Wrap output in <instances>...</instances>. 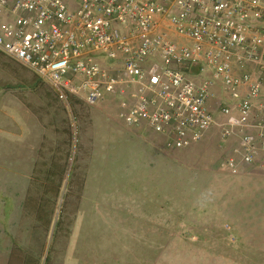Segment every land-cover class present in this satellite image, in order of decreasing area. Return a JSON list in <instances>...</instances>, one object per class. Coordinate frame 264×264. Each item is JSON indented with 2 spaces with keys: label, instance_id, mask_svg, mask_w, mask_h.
Listing matches in <instances>:
<instances>
[{
  "label": "rangeland",
  "instance_id": "obj_1",
  "mask_svg": "<svg viewBox=\"0 0 264 264\" xmlns=\"http://www.w3.org/2000/svg\"><path fill=\"white\" fill-rule=\"evenodd\" d=\"M226 97L220 86L215 106ZM71 101L0 52V264H264V188L252 198L220 169L236 136L168 151L125 126L116 97ZM96 194L110 208L97 212ZM137 206L157 219L111 217Z\"/></svg>",
  "mask_w": 264,
  "mask_h": 264
},
{
  "label": "built area",
  "instance_id": "obj_2",
  "mask_svg": "<svg viewBox=\"0 0 264 264\" xmlns=\"http://www.w3.org/2000/svg\"><path fill=\"white\" fill-rule=\"evenodd\" d=\"M0 52L67 109L116 97L168 151L218 129L221 170L264 171V0H0Z\"/></svg>",
  "mask_w": 264,
  "mask_h": 264
},
{
  "label": "crops",
  "instance_id": "obj_3",
  "mask_svg": "<svg viewBox=\"0 0 264 264\" xmlns=\"http://www.w3.org/2000/svg\"><path fill=\"white\" fill-rule=\"evenodd\" d=\"M250 70L251 71H254V69L251 67L250 68ZM256 74H258V73H256ZM260 75H261V73H260ZM214 101L212 102V105L214 106ZM12 132V131H11ZM136 134H137V132H135ZM206 135H210L211 136V133H209V131L206 133ZM209 136V137H210ZM2 141V140H1ZM2 144V143H1ZM2 146V145H1ZM9 148H12V144L10 143V145H9ZM240 176H242V178H240L241 179V181L240 182H242V181H245V182H242L241 183V188H245V184H247V181H250L251 183H252V186L250 187L252 190L250 191V193H249V195H250V197H259L258 196V192H259V190L260 189H262V188H264V179H262L261 180V175L259 174V172H264L263 170H260L258 167H254V166H243V167H240ZM128 193H130V192H128ZM241 195V196H240ZM246 195V194H245ZM129 196H131L130 194L129 195H124L122 198H123V202H127V203H129V204H131L130 203V200L132 199V197H133V195L131 196V197H129ZM237 196H239L240 198H242V192H239V195H237ZM101 198H102V196H99L98 194H96V197H94V199H95V201L93 200V201H91V202H93V203H95V210H97V212H99L100 211V209L101 208H103V207H109L108 206V202H109V204H110V201L108 200V198H107V200H108V202H102V200H101ZM122 198H120V200L119 201H117V202H114V203H112L111 202V204L112 205H114V204H119V203H121V200H122ZM92 203V204H93ZM141 208H138V206L137 207H134V209L135 208H137L136 210V212H138V213H136V212H134L135 214H134V216H133V214L131 213V210H134L133 208H128L129 210H130V213H127L128 212V210L127 209H124V210H122L121 211V213L120 214H113L111 217H114V218H116V219H119V218H121V219H119V220H122V222L124 221V222H127L128 223V221H130V219L132 220L134 217L135 218H137V219H139V220H146L147 219V217H151V216H153L152 218H153V220H156L157 219V217H158V214H159V212L157 213L156 211V209H155V211L153 210V211H149V210H146V208H142V206H140ZM110 208V207H109ZM112 208V207H111ZM161 208V207H160ZM112 209H114L115 211H117L118 209H119V207H115V208H112ZM161 210V209H160ZM159 210V211H160ZM101 212V211H100ZM118 212H120V210H118ZM136 215V216H135ZM115 219V220H116ZM149 219V218H148ZM93 220V219H92ZM128 226H129V224H128ZM123 227V226H122ZM123 231H124V229H123ZM127 231H129V229L127 230ZM124 245V244H123ZM124 246H126V245H124ZM123 246V251L125 252V250L126 251H128L127 253H129V246L128 247H124ZM127 248V249H126ZM94 251H92V253H93ZM98 252V251H97ZM124 254V253H123ZM121 255H122V253H121ZM91 258H93V256L91 257ZM117 262H119V263H121V261H123L122 260V256L120 257V256H118L117 257V260H116ZM79 264H100V262H95V261H92L90 258L87 260V262L86 261H83V262H81V263H79ZM113 264H115V263H113ZM117 264V263H116ZM122 264H130V262L129 261H127V262H122Z\"/></svg>",
  "mask_w": 264,
  "mask_h": 264
},
{
  "label": "trees",
  "instance_id": "obj_4",
  "mask_svg": "<svg viewBox=\"0 0 264 264\" xmlns=\"http://www.w3.org/2000/svg\"><path fill=\"white\" fill-rule=\"evenodd\" d=\"M73 105V104H72ZM154 135H156V134H154ZM156 136H158V135H156ZM158 137H160V136H158ZM161 138V137H160ZM163 140V139H162ZM163 142H164V140H163Z\"/></svg>",
  "mask_w": 264,
  "mask_h": 264
}]
</instances>
